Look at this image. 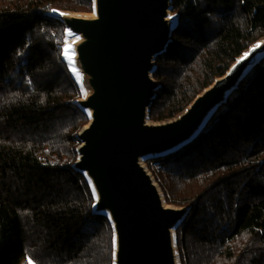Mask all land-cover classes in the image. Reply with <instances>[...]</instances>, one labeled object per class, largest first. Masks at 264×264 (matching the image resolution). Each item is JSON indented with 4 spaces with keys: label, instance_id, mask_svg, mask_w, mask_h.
<instances>
[{
    "label": "trees",
    "instance_id": "1",
    "mask_svg": "<svg viewBox=\"0 0 264 264\" xmlns=\"http://www.w3.org/2000/svg\"><path fill=\"white\" fill-rule=\"evenodd\" d=\"M93 0H0V264H114V231L74 166L89 117L54 15ZM149 120L182 114L264 40V0H172ZM165 201L189 208L181 264H264V57L188 144L145 161Z\"/></svg>",
    "mask_w": 264,
    "mask_h": 264
},
{
    "label": "water",
    "instance_id": "2",
    "mask_svg": "<svg viewBox=\"0 0 264 264\" xmlns=\"http://www.w3.org/2000/svg\"><path fill=\"white\" fill-rule=\"evenodd\" d=\"M93 15L59 12L71 42L68 62L89 117L77 139L74 168L95 190V212L107 216L115 238L114 264H180L175 232L189 208L167 206L145 166L191 142L211 115L264 57V40L177 118L149 123L160 84L156 59L172 41V0H93ZM169 17H172L169 19Z\"/></svg>",
    "mask_w": 264,
    "mask_h": 264
},
{
    "label": "rangeland",
    "instance_id": "3",
    "mask_svg": "<svg viewBox=\"0 0 264 264\" xmlns=\"http://www.w3.org/2000/svg\"><path fill=\"white\" fill-rule=\"evenodd\" d=\"M65 13H70V14H75V15H78V16H92L93 15V13H94V11H93V13H74V12H65ZM173 15V14H172ZM174 16V15H173ZM175 17V16H174ZM68 32V31H67ZM68 36H69V33H68ZM72 40H71V37L69 36L68 37V43H67V45H66V48H68V45L70 44V42H71ZM89 122H90V120H89ZM149 123H152L151 121L149 122ZM89 124V123H88ZM88 124L85 126V127H88ZM83 130V129H82ZM81 130V131H82ZM81 133V132H80ZM79 135V134H78ZM78 143H79V141H78ZM79 147H82V144H80L79 143V146H78V148ZM77 148V149H78ZM77 155H78V152H77ZM78 160V159H77ZM145 164V163H144ZM145 166H146V164H145ZM147 167V166H146ZM147 169L149 170V172L152 174V176H153V178L155 177L154 175L156 174V171L157 170H159V169H157L156 167H155V165H151V167H147ZM155 179V178H154ZM156 181V180H155ZM156 184L159 186V188H160V190H161V187H160V184L158 183V182H156ZM162 193H163V191H162ZM164 196V195H163ZM165 199V198H164ZM166 202V201H165ZM166 204H167V206H170V207H174V208H177V209H185V208H180V207H176V206H174V205H171V204H169V203H167L166 202ZM175 236H176V232H175ZM177 250H178V248H177ZM180 261V260H179ZM25 264V263H24ZM28 264H29V260H28ZM33 264V263H32ZM181 264V263H180Z\"/></svg>",
    "mask_w": 264,
    "mask_h": 264
},
{
    "label": "snow or ice",
    "instance_id": "4",
    "mask_svg": "<svg viewBox=\"0 0 264 264\" xmlns=\"http://www.w3.org/2000/svg\"><path fill=\"white\" fill-rule=\"evenodd\" d=\"M171 18L172 17H169V19H171ZM69 51H70V49L65 48L64 54H65L66 58H68ZM93 195H95V190L94 189H93ZM113 248H115V238H113ZM113 258H115V252H113ZM29 264H32V261L31 260L29 261Z\"/></svg>",
    "mask_w": 264,
    "mask_h": 264
}]
</instances>
